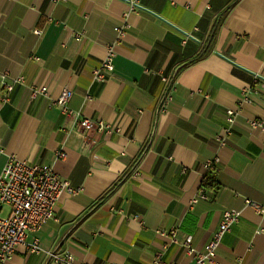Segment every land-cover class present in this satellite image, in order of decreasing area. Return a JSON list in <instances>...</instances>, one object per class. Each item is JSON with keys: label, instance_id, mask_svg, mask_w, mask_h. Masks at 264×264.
I'll list each match as a JSON object with an SVG mask.
<instances>
[{"label": "crops", "instance_id": "0c3cea01", "mask_svg": "<svg viewBox=\"0 0 264 264\" xmlns=\"http://www.w3.org/2000/svg\"><path fill=\"white\" fill-rule=\"evenodd\" d=\"M225 10L210 51L192 62ZM110 46L113 71L94 83ZM4 71L0 171L9 156L48 164L78 191L63 192L55 219L26 243L36 236L71 264H152L156 253L193 264L184 242L202 252L222 212L236 210L217 262L264 264V215L245 205L264 206V133L250 126L264 122V0H0ZM31 87L48 97L31 98ZM64 89L78 117L49 107ZM81 117L121 131L80 134ZM213 159L217 188L202 190ZM44 252L18 245L7 264H60Z\"/></svg>", "mask_w": 264, "mask_h": 264}, {"label": "built area", "instance_id": "2783aa9c", "mask_svg": "<svg viewBox=\"0 0 264 264\" xmlns=\"http://www.w3.org/2000/svg\"><path fill=\"white\" fill-rule=\"evenodd\" d=\"M58 0H52V3ZM116 41L122 40L124 29L114 28ZM40 34L39 30L34 31ZM115 52L113 47L107 48L106 57L98 68L92 71V80L94 83H105L107 74L113 71V59ZM37 60V59H35ZM7 71L0 74L2 86L5 91L10 92L12 85L7 84ZM16 83H23L22 78H18ZM31 98L48 97L45 87H31ZM72 97L70 89H64L56 99H50L49 107H57L61 113L69 118L78 117L68 107ZM245 100V99H244ZM227 123H233L234 113L231 110L226 112ZM77 132L86 135L88 132L101 134L120 133L119 126L111 125L100 119L78 118L76 119ZM253 129H258L264 133V122L254 120L250 122ZM228 134V129L225 130ZM223 142V139L218 137ZM65 154L58 152L57 158L63 159ZM205 172L217 171V160L213 159L204 164ZM67 192L76 194L78 191L71 189L67 181L61 180L48 164L30 163L19 160L16 157L9 156L4 167L0 171V209L3 206L8 207L9 212L6 216H0V264H7L13 256L15 248L18 245L26 246L29 253L39 255L44 251L39 245L38 238L34 236L30 243H26L28 235H36L41 227L48 221L55 219L54 207L59 196ZM204 199L205 196L199 194ZM245 205L251 207L256 214L264 215V206L256 202L246 200ZM240 218V212L236 210H225L221 214L219 227L212 239L205 245L202 252L195 250L190 242H184L187 254L194 257L193 264H220L216 260L217 250L223 236L237 223ZM174 237V231H172ZM45 258L54 263L71 264L72 257L61 252L60 249L54 252H44ZM152 264H178L166 262L161 253H156Z\"/></svg>", "mask_w": 264, "mask_h": 264}, {"label": "trees", "instance_id": "16d2710c", "mask_svg": "<svg viewBox=\"0 0 264 264\" xmlns=\"http://www.w3.org/2000/svg\"><path fill=\"white\" fill-rule=\"evenodd\" d=\"M226 13H227V10L223 11L218 16V18L216 19V21L213 24V27H212V29H211V31L209 33V36H208V39H207L205 47L203 48L202 52L192 62H196V61L202 60L208 54V52L210 51V47L213 44V40L215 38L216 31L218 30V28L220 26V23H221L224 15ZM215 172L216 171H214V172H206L205 173V177H204L203 182L201 184V189L202 190H215L217 188V184L215 182V174H214Z\"/></svg>", "mask_w": 264, "mask_h": 264}]
</instances>
